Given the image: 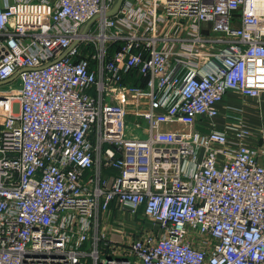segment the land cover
I'll list each match as a JSON object with an SVG mask.
<instances>
[{
  "label": "built area",
  "instance_id": "obj_1",
  "mask_svg": "<svg viewBox=\"0 0 264 264\" xmlns=\"http://www.w3.org/2000/svg\"><path fill=\"white\" fill-rule=\"evenodd\" d=\"M114 1L0 0V264H264V0Z\"/></svg>",
  "mask_w": 264,
  "mask_h": 264
},
{
  "label": "crops",
  "instance_id": "obj_2",
  "mask_svg": "<svg viewBox=\"0 0 264 264\" xmlns=\"http://www.w3.org/2000/svg\"><path fill=\"white\" fill-rule=\"evenodd\" d=\"M221 113L218 116L219 127L227 117H240L251 130L247 143L254 147L264 146V92L258 97H241L228 93L220 104Z\"/></svg>",
  "mask_w": 264,
  "mask_h": 264
},
{
  "label": "rangeland",
  "instance_id": "obj_3",
  "mask_svg": "<svg viewBox=\"0 0 264 264\" xmlns=\"http://www.w3.org/2000/svg\"><path fill=\"white\" fill-rule=\"evenodd\" d=\"M18 86H19L18 79H14L10 82H7V83L0 85V89L7 90L11 87H18ZM109 215H110V219L113 220L114 218H116V216H118V213L115 212L114 214L111 213ZM124 215L127 218H131V216L128 213H125ZM130 223H135V224L140 225L142 227H151V225H152V222L149 219L143 217L141 214H139V217L135 216L134 218H131Z\"/></svg>",
  "mask_w": 264,
  "mask_h": 264
},
{
  "label": "water",
  "instance_id": "obj_4",
  "mask_svg": "<svg viewBox=\"0 0 264 264\" xmlns=\"http://www.w3.org/2000/svg\"><path fill=\"white\" fill-rule=\"evenodd\" d=\"M120 2H121V0H115L114 3H113V5H112V7H111V9L108 11V14H112V13H114V12L117 10V8H118ZM94 19H95V17H92L90 20H88V21L82 26V29H81V30H83V32H85L86 29L92 24V22L94 21ZM10 80H11V79H9V80H7V81H5V82H8V81H10Z\"/></svg>",
  "mask_w": 264,
  "mask_h": 264
}]
</instances>
